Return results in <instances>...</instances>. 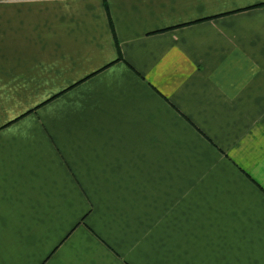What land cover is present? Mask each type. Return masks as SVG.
<instances>
[{
	"label": "crops",
	"instance_id": "crops-1",
	"mask_svg": "<svg viewBox=\"0 0 264 264\" xmlns=\"http://www.w3.org/2000/svg\"><path fill=\"white\" fill-rule=\"evenodd\" d=\"M0 264H264V0H0Z\"/></svg>",
	"mask_w": 264,
	"mask_h": 264
}]
</instances>
